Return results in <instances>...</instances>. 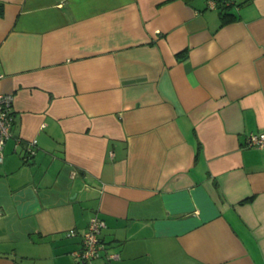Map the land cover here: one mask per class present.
Masks as SVG:
<instances>
[{
  "label": "crops",
  "instance_id": "0c3cea01",
  "mask_svg": "<svg viewBox=\"0 0 264 264\" xmlns=\"http://www.w3.org/2000/svg\"><path fill=\"white\" fill-rule=\"evenodd\" d=\"M0 2V264H264V0Z\"/></svg>",
  "mask_w": 264,
  "mask_h": 264
},
{
  "label": "built area",
  "instance_id": "2783aa9c",
  "mask_svg": "<svg viewBox=\"0 0 264 264\" xmlns=\"http://www.w3.org/2000/svg\"><path fill=\"white\" fill-rule=\"evenodd\" d=\"M213 7L219 5H232L234 0H209ZM13 94L5 93L0 90V162L3 159L2 150L6 140L11 136V127L13 123ZM243 145L246 147H255L264 149V130L251 132L245 136ZM25 152L29 156L36 153V140H32L26 145ZM106 226L105 221L93 215L81 236V244L78 249L72 251L75 264H89L95 258L101 256L105 246L101 242L100 233ZM75 231L70 229L68 235H74Z\"/></svg>",
  "mask_w": 264,
  "mask_h": 264
},
{
  "label": "trees",
  "instance_id": "16d2710c",
  "mask_svg": "<svg viewBox=\"0 0 264 264\" xmlns=\"http://www.w3.org/2000/svg\"><path fill=\"white\" fill-rule=\"evenodd\" d=\"M221 6V16L223 18V21H227L230 19L231 13L228 11L231 7V5H220ZM3 8H2V3L0 2V15L2 14Z\"/></svg>",
  "mask_w": 264,
  "mask_h": 264
}]
</instances>
